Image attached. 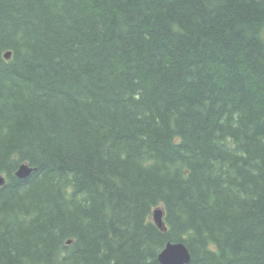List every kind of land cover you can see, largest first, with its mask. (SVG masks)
Wrapping results in <instances>:
<instances>
[{
  "label": "trees",
  "instance_id": "trees-1",
  "mask_svg": "<svg viewBox=\"0 0 264 264\" xmlns=\"http://www.w3.org/2000/svg\"><path fill=\"white\" fill-rule=\"evenodd\" d=\"M0 176V264H264V0H0Z\"/></svg>",
  "mask_w": 264,
  "mask_h": 264
},
{
  "label": "water",
  "instance_id": "water-1",
  "mask_svg": "<svg viewBox=\"0 0 264 264\" xmlns=\"http://www.w3.org/2000/svg\"><path fill=\"white\" fill-rule=\"evenodd\" d=\"M10 52L5 54V58L9 59ZM33 172V168L29 165L23 163L19 165L15 172V176L19 179H26ZM4 184V179L0 176V186ZM163 211L161 209H156L153 212L152 221L154 224L165 230L163 225ZM70 241H68V244ZM157 260L160 264H188L190 261V255L187 248L182 243L166 244V246L160 251L157 256Z\"/></svg>",
  "mask_w": 264,
  "mask_h": 264
},
{
  "label": "bare ground",
  "instance_id": "bare-ground-1",
  "mask_svg": "<svg viewBox=\"0 0 264 264\" xmlns=\"http://www.w3.org/2000/svg\"><path fill=\"white\" fill-rule=\"evenodd\" d=\"M18 167H19V166H18ZM17 169H18V168H17ZM155 210H156V209H155ZM153 212H154V211H153ZM153 212H152V216H153ZM167 244H168V243H167ZM170 244H174V243H170ZM183 245H184V244H183ZM165 246H166V245H165ZM165 246H164V247H165ZM184 246H185V245H184ZM188 252H189V251H188ZM189 255H190V254H189Z\"/></svg>",
  "mask_w": 264,
  "mask_h": 264
}]
</instances>
